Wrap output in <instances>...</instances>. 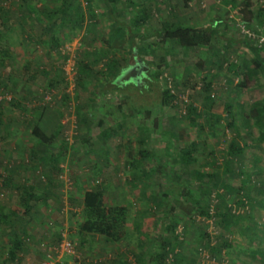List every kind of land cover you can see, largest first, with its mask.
Returning a JSON list of instances; mask_svg holds the SVG:
<instances>
[{
  "label": "rangeland",
  "instance_id": "obj_1",
  "mask_svg": "<svg viewBox=\"0 0 264 264\" xmlns=\"http://www.w3.org/2000/svg\"><path fill=\"white\" fill-rule=\"evenodd\" d=\"M27 1L35 10H54L61 3ZM79 1L85 8V1ZM141 2L121 0L116 7L121 13L119 19L133 23L141 17ZM245 4L256 14L263 0H179L171 4L145 0L150 15L139 27L141 33L157 32L167 22L208 26L211 19L220 20L216 26L221 35L206 54L200 48L187 51L155 39L138 43V48L146 46L141 57L150 66L151 75L160 83L167 77L178 93L187 92L186 102L179 100L158 109L153 105L158 98L157 87L139 95L132 89L137 83L131 82L123 87L130 91L101 93L102 88H111L107 84L111 76L101 65L104 60L116 59L133 66L139 59L130 55L124 39L111 41L107 50L103 41L112 33L113 25L100 0L92 1L94 31H88L86 19L80 30L52 27L49 37L42 41L41 26L30 29L24 24L28 14L23 10V0H0L4 9L0 12V214L7 217L0 218V262L6 259L14 235L20 238L21 249L18 260L10 264L132 261L140 250L138 242L155 256L159 239L174 235L180 243L175 246L179 257L173 264H264V143L257 141L256 129L242 121L253 102L264 104V73L246 80L230 69L233 60L251 58L237 26ZM193 14L199 15L197 22ZM249 29L255 28L252 25ZM29 33L32 38L26 37ZM51 36L55 43L49 42ZM106 52L103 61L95 64ZM83 64L88 65L91 76L78 85L77 72ZM136 73V78L144 76L139 70ZM243 82L245 86L240 87ZM139 84L144 87L143 82ZM207 94L213 96L211 101H206ZM142 99L144 108L138 110ZM187 104L197 109L200 117L196 123L204 128L191 123ZM226 105L232 106L235 126L246 145L243 154L232 160L235 175L224 179L232 189L240 188L239 195L232 190L223 204L212 194L209 215L201 216L193 214L190 203L177 198L178 190L184 188L182 182L171 185L164 175L137 184L129 181V164L138 157V150L154 151L165 159L167 168L178 172L176 147L192 143L197 146L194 154L202 166L199 169L220 172L231 138L226 128ZM149 106L152 108L147 115ZM35 126L50 139L47 144L41 145L32 135ZM103 134L110 137L106 139ZM214 160L218 163L212 165ZM206 161L208 164L203 163ZM24 186L31 187L39 198L36 202L30 199L28 214L23 213L20 197ZM186 188L192 194L202 191L198 184ZM93 189H101L106 206L124 208L125 229L131 232L127 239L110 244L101 236L79 233L84 220L82 195ZM163 191L169 196L155 211L154 197L162 198ZM219 193L225 190L219 189ZM241 200L243 205L238 203ZM225 208L239 220L224 231L217 225L216 214ZM169 218L178 220L173 235L167 228ZM63 241L73 245L70 253L59 251ZM223 242L229 247L218 257L211 249Z\"/></svg>",
  "mask_w": 264,
  "mask_h": 264
},
{
  "label": "trees",
  "instance_id": "obj_2",
  "mask_svg": "<svg viewBox=\"0 0 264 264\" xmlns=\"http://www.w3.org/2000/svg\"><path fill=\"white\" fill-rule=\"evenodd\" d=\"M86 3L85 8L82 6V3L79 0H61L60 5L54 9H47L42 8L41 10H35L31 6L28 5L27 0H23L24 4V11L27 12V16L24 20L26 22L24 24L28 25L30 29L34 28L35 26H41L43 32L39 35V38L44 40L43 38L49 37L48 32L52 27L58 28H69L73 30H80L83 27L85 21L88 20V31H94L93 27H91L92 19H94L93 8H92V1L93 0H84ZM107 12L108 16L111 19L112 23V33L108 37L107 40H104L103 43L106 45L109 50L108 44L114 40H126L129 44V53L132 57H137L139 61L138 63L143 67L140 71L144 76L137 77L134 76L133 79L129 81H119L116 82V79L121 74V72L129 67L122 63L123 61H119L116 59H108L104 60V55L108 52L101 54L100 57L95 60V64H99L102 62V66L104 67V71L111 76L110 80H107V84L111 88H102L101 93H111V92H121L122 90H126L123 88L125 85L134 82L137 83L136 88H132L136 90L139 95L142 93H149L151 91V87H157L158 91V98L154 107L161 109L165 105L177 103L180 99V96L185 93L184 90L178 93L177 87L172 80L166 79L160 83L157 79L156 75H151L150 73V66L146 64L141 54L145 52V48H138V43H144L147 40L155 39L157 43L163 45L165 42L171 43L173 46H176L180 49L187 50V51H194L195 49L200 48L202 53L205 54L212 50L213 42L218 39L217 36L221 35L220 32L217 30V26L215 24H211L208 26H192V25H185L180 23H163L160 30L155 33L148 31L145 33L139 32V27L141 25H145V20L149 17L150 9L149 6L145 5V1H142L140 5V12L141 17L138 19L135 18L133 23L128 21H123L119 19L121 13H117V6L119 5L121 0H100ZM149 1V0H147ZM148 7V8H147ZM249 7L248 4H245V9L242 10L240 13V22L244 24L246 27H253L255 29H250L252 31H262L264 32V7H259L257 9L256 14H253L250 10H247ZM8 12L7 10H5ZM0 12L4 13V9L0 6ZM87 19V20H86ZM257 19V20H255ZM140 20V22H139ZM142 23V24H141ZM24 32V31H23ZM1 34V32H0ZM26 37L32 38L31 33L28 35L25 34ZM242 42L248 51L251 54V58L248 60H241L238 62L233 60L230 64V69L232 68L233 72L236 75L243 74L244 78L251 79L255 77L258 73H264V58L262 54V46L258 44V42L253 38H248L241 35ZM49 42L53 41L56 42L54 36L48 38ZM227 41H230V39ZM155 43V42H154ZM156 43V44H157ZM155 44V45H156ZM148 47V45H147ZM111 53V51H109ZM2 53H4L2 51ZM136 60V58H135ZM134 60V61H135ZM221 69V65L219 66ZM229 69V68H228ZM88 65H80V68L77 72V83L78 85L86 82V80L91 76L89 73ZM86 78V80H85ZM108 78V77H107ZM143 82L144 87L139 84ZM210 84L205 86V90L208 89ZM240 87H244L245 83L239 84ZM105 87V86H104ZM130 91V90H126ZM210 94L205 96L206 101H211ZM125 99L128 100L129 96L125 95ZM7 102L6 99H4ZM8 100V102H11ZM181 101V100H180ZM144 100H141V103L138 107V110L144 108ZM188 105V116L191 120L193 125H197L201 129L204 128L201 125H198L196 120L200 117L197 109L192 104ZM186 105V106H187ZM152 106H149L145 109L147 115L150 114ZM235 112L232 110L231 105L225 106V121H226V128L231 134V138L227 145L226 156L224 158V163L221 168V171H212V172H204L199 168L202 167L197 162V157L194 154L196 150V144L192 143L189 146H182L176 147V156L177 160L176 163L178 164V172L172 171L171 169L167 168L169 165L165 162V159L161 156L155 154L154 151H150L148 149H140L137 152L138 157L134 159L131 164H129L132 172L129 176V181L132 183H138L143 181H152L154 178L159 179L160 176L164 175V179L166 178L167 181L171 183V185H178L179 183L184 184V188H180L177 192V198L181 201H186L191 204L193 214L196 215H209V210L211 208L210 202L212 201V194H214L216 200L221 201L223 204H226V200L229 198V194H231L234 190L239 195V189L235 190L232 189L231 186L224 183L225 177L231 175H235L232 171L233 169V159L239 158L244 152L246 147L245 144L242 143V137L239 134L237 127L235 126ZM243 124L245 126H252L257 131V141L264 143V104L261 101H255L250 105L249 110L242 118ZM216 123V122H215ZM145 130V129H143ZM32 135L38 140L41 145L47 144L50 139L43 134L37 126H35L31 130ZM175 134H173L174 136ZM104 138H109V134H103ZM143 141V140H141ZM170 156V153H166L165 155ZM198 164L197 167H193L195 164ZM208 164L207 161L203 162ZM217 161H211L212 165L217 164ZM202 165V164H201ZM241 163H238L237 172L241 169ZM239 169V170H238ZM168 170V171H167ZM241 174V173H240ZM189 184H198L200 185L202 191L200 194H192L186 188ZM24 194L21 197V201L24 207L23 213L28 214L31 210L32 205L28 204L30 199H35V202L39 199L33 195L32 188L29 186H24ZM219 189L225 190L224 194L219 193ZM48 191V190H47ZM228 192V193H227ZM162 198H155L154 197V210H159L162 207V204L165 200V197L169 196V192L163 191ZM244 197V196H243ZM240 198V197H239ZM246 201V200H245ZM240 205H243L245 202L241 200L238 202ZM82 210L84 214V220L81 222L79 226V233L85 235H98L103 237L106 243L110 244H117L121 242L131 234L130 231L125 229V210L124 208L115 207L112 208L110 206H106L103 201L102 191L101 189H93V190H86L83 192L82 199H81ZM156 213V212H155ZM218 215V222L217 225L222 230H228L232 223H235L236 220H239L238 216L230 213L229 208H225L223 213L216 214ZM3 217L6 219V216H2L0 214V218ZM178 220L176 218H169V222L167 228L170 230V233L173 235L174 227L177 224ZM136 228V227H135ZM125 234V235H124ZM144 239H146L144 237ZM155 240V239H154ZM158 240V239H157ZM158 243V251L155 253V256L150 252V250H146L141 242L139 243L140 250L133 255V260L127 259H118L112 260L111 264H173L175 261L178 260L177 251L175 250V246L180 243L178 240L179 238L174 236L172 239L167 237H161ZM143 245V246H142ZM21 241L17 235L11 239L10 247L7 252V257L3 262L0 264H10L14 263L18 260V254L21 249ZM208 247V246H206ZM229 247L226 242H223L220 245L214 246L211 250L215 252L218 257L221 252ZM154 253V252H153ZM152 255L154 259L152 260Z\"/></svg>",
  "mask_w": 264,
  "mask_h": 264
},
{
  "label": "built area",
  "instance_id": "obj_3",
  "mask_svg": "<svg viewBox=\"0 0 264 264\" xmlns=\"http://www.w3.org/2000/svg\"><path fill=\"white\" fill-rule=\"evenodd\" d=\"M203 1H207V0H203ZM262 7H264V0H263ZM237 26L239 27L240 32L243 36L255 39L258 42L259 46L264 45V32L259 31V30L252 31L248 27H246L244 24H242L239 20L237 21ZM168 80H169V78H168ZM6 99L10 100L9 97H6ZM179 100L186 102L187 101V92L182 94L180 96ZM72 249H73V245L69 241H63L62 244H60V246H59V251L61 253H64V252L70 253L72 251Z\"/></svg>",
  "mask_w": 264,
  "mask_h": 264
},
{
  "label": "water",
  "instance_id": "obj_4",
  "mask_svg": "<svg viewBox=\"0 0 264 264\" xmlns=\"http://www.w3.org/2000/svg\"><path fill=\"white\" fill-rule=\"evenodd\" d=\"M143 69V67H141L140 64L135 63V65L133 66H129L126 69H124L121 74L118 76V78L116 79V82L119 81H129L130 79H133L134 76L137 75V70L141 71Z\"/></svg>",
  "mask_w": 264,
  "mask_h": 264
},
{
  "label": "crops",
  "instance_id": "obj_5",
  "mask_svg": "<svg viewBox=\"0 0 264 264\" xmlns=\"http://www.w3.org/2000/svg\"><path fill=\"white\" fill-rule=\"evenodd\" d=\"M141 1H145V0H141ZM151 2H156L157 3V1H158V3H160V2H162L163 4H171L172 2H174V3H178L179 2V0H150ZM194 16H191L192 18H193V20L195 21V20H197L198 18L197 17H199V15L198 14H193ZM199 20V19H198ZM212 21H211V23L210 24H215V25H218V23L220 22V20H217V19H211ZM195 22H197V21H195ZM193 26V25H192ZM207 26V25H206ZM155 32H156V30H155ZM155 32H152V33H155Z\"/></svg>",
  "mask_w": 264,
  "mask_h": 264
}]
</instances>
